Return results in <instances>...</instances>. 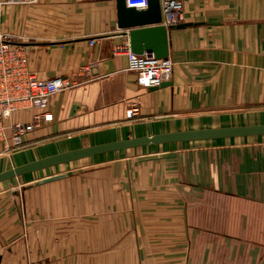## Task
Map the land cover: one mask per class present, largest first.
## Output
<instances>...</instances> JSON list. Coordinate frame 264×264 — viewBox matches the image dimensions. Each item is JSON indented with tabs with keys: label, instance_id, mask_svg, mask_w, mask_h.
I'll return each mask as SVG.
<instances>
[{
	"label": "crops",
	"instance_id": "0c3cea01",
	"mask_svg": "<svg viewBox=\"0 0 264 264\" xmlns=\"http://www.w3.org/2000/svg\"><path fill=\"white\" fill-rule=\"evenodd\" d=\"M179 1L183 22L202 23L169 31L171 77L144 89L114 53L128 42L115 0H0V35L24 46L29 69L72 83L13 116L34 129L0 172L106 142L264 124V0ZM148 145L26 173L66 176L0 194V264H264V135Z\"/></svg>",
	"mask_w": 264,
	"mask_h": 264
},
{
	"label": "built area",
	"instance_id": "2783aa9c",
	"mask_svg": "<svg viewBox=\"0 0 264 264\" xmlns=\"http://www.w3.org/2000/svg\"><path fill=\"white\" fill-rule=\"evenodd\" d=\"M35 0H4L7 4L34 2ZM127 6L146 8L148 0H125ZM161 24L168 26L183 22L182 4L179 0H160ZM114 53L127 56V68L137 75V84L150 89L159 87L169 80L172 62L169 58H157L153 52L140 54L130 50L128 42L117 44ZM72 83L60 77L40 78L28 67V56L24 46L7 34L0 35V144L6 150L22 145V135L32 131L34 124L14 119L26 109L41 108L56 93L68 89ZM139 107L136 101L129 103L125 110L126 119H134ZM45 121L52 119L51 113H44Z\"/></svg>",
	"mask_w": 264,
	"mask_h": 264
},
{
	"label": "water",
	"instance_id": "95a60500",
	"mask_svg": "<svg viewBox=\"0 0 264 264\" xmlns=\"http://www.w3.org/2000/svg\"><path fill=\"white\" fill-rule=\"evenodd\" d=\"M115 2L117 27L123 31L121 32L123 35L127 36L130 50L136 54H140L143 51H150L153 52L157 58H168L169 31L171 29H180L202 23L181 22L164 26L161 24L162 10L160 0H148L146 8L141 9L127 6L125 0H115ZM249 135H264V124L185 130L106 142L60 152L9 168L0 172V182L50 166L114 150L125 151L131 147L144 146L148 144ZM65 176V173L48 176L36 180L34 184H43Z\"/></svg>",
	"mask_w": 264,
	"mask_h": 264
},
{
	"label": "rangeland",
	"instance_id": "374dc122",
	"mask_svg": "<svg viewBox=\"0 0 264 264\" xmlns=\"http://www.w3.org/2000/svg\"><path fill=\"white\" fill-rule=\"evenodd\" d=\"M22 145H20L19 147H16L13 150H9V151L7 150L6 154H9V156L5 157L7 159V162H6V164L0 163V169L3 168L4 166L9 167L10 162H12L11 161L12 157H13V156H11L12 153H16V152L21 151ZM148 146H150V145H148ZM8 157H10V159ZM44 171L46 172V170H43L42 172H44ZM38 172H41V171H38ZM38 172H36V174H38ZM25 176H28V174L27 175L26 174L19 175V176L11 178L10 180L1 181L0 182V194H7V193H9V191L12 192V190L15 188H22L23 187L22 185L29 184L28 182L31 181L32 179L24 180V178H26ZM29 176H31V175H29ZM34 179H38V178L36 177Z\"/></svg>",
	"mask_w": 264,
	"mask_h": 264
}]
</instances>
